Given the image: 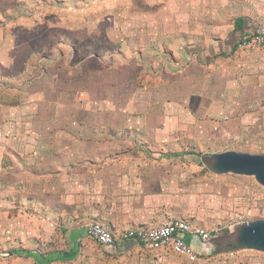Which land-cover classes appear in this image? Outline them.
I'll use <instances>...</instances> for the list:
<instances>
[{"label": "crops", "instance_id": "obj_1", "mask_svg": "<svg viewBox=\"0 0 264 264\" xmlns=\"http://www.w3.org/2000/svg\"><path fill=\"white\" fill-rule=\"evenodd\" d=\"M140 7L135 15L151 21L136 16L129 28L85 25V40H72V59L83 61L71 62L66 90L56 74L46 83L45 73L34 75L25 66L15 73L10 65L17 57L10 53L14 38L0 31V168L8 171V183L20 178L12 188L22 193L0 200L6 207L0 239L12 264H204L214 250L215 243H207L200 251L195 238L186 236L199 260L190 263L168 247H103L85 236L92 222L116 238L173 220L192 229L209 228L192 204V168L175 164L196 156L209 131L243 129L248 119L255 125L264 108V49L236 47L239 38L264 25L255 17L262 13L259 6L250 4L235 14L240 29L235 21L224 23L226 12L222 18L218 12L208 14L204 21L193 9L176 22L175 0L158 10ZM163 13L172 17L158 24L154 19ZM54 27L79 31L75 25ZM54 44L58 58L46 57V62L61 59L63 44ZM28 59L34 62L36 56ZM45 71L49 76L50 68ZM128 78L133 105L126 104L128 91H123ZM112 92L120 98L114 103L105 97ZM111 140L119 149H111ZM174 144L180 150L176 154L160 150Z\"/></svg>", "mask_w": 264, "mask_h": 264}, {"label": "rangeland", "instance_id": "obj_2", "mask_svg": "<svg viewBox=\"0 0 264 264\" xmlns=\"http://www.w3.org/2000/svg\"><path fill=\"white\" fill-rule=\"evenodd\" d=\"M167 1L0 0V31L4 38L7 36H13L14 38V46L12 47L14 50L11 49L10 53L16 54L17 57H15V62L10 63V65H13L15 73L18 71L22 73L23 66H25L28 70H32L34 75L45 73V77H47L46 83H49L50 79L54 80L53 75L56 74L61 81V87L66 90L71 85L72 74L69 72L72 70L71 62L73 61L77 65L78 62L83 61L81 58H76V56H73L74 58L72 59V54L76 53L75 46L72 43L75 41L72 40H78L79 43L80 40L81 42L85 40L87 36L85 25L89 24L92 26L95 24L97 26V23L108 22V25H125V28H129L126 24H134L136 16L144 18V22L151 21L150 16L135 15L136 8L139 9L142 6L143 9L153 8L158 10V8H166ZM112 3L115 4V7H108ZM250 4L259 6L262 13L255 17H258L256 20L264 24V0H175V13L179 14H177L178 16L175 15V20L176 22H183V13L196 9L199 13L202 12L203 15L200 16L204 21H208V14L218 12L220 13V18H222L226 12L227 16H224L223 19L224 23H230L235 21L236 17L234 16L236 13L244 12L242 11L244 7L250 8ZM43 9L46 11H43ZM123 10L126 13H123ZM143 11L145 12L146 10ZM166 17L171 18L172 16L165 15L164 13L159 14L158 17H155L154 21L162 24L166 22L164 21ZM54 24H60L64 27L75 25L78 26L79 31L70 32L74 35V38H72L70 37V33L65 31V29L62 32L57 31ZM8 28L9 31H6ZM148 33L150 32H145L146 35ZM158 33L164 34L166 32L159 31ZM175 34L181 35L182 31H176ZM51 35L54 36L53 39H50ZM55 41L63 44L62 55L59 57L61 59L59 62L56 59H52L54 62H46L48 58H58L54 50V48H58V46L54 47ZM79 52L82 55L86 53L82 49ZM33 56H36L35 61L29 63L30 59L28 57ZM18 58H22L23 61L18 62ZM47 67L50 68L49 76H47V71H45ZM127 81L128 85L123 87V91H128L127 96H129L126 98V104L133 105L134 94L130 92V89H132L131 78H128ZM44 88L47 89L48 86H44ZM48 90H51L50 87ZM116 95L112 92L111 94L107 93L105 97L111 103H114L120 99ZM260 114L262 116H260L255 125L251 124L248 119L246 120V127L243 129L237 128L239 131L234 127L228 129L224 126H220L214 133L209 131L204 136L205 140L197 145L196 156H188L184 159L185 162L183 164H175V166L183 165L192 168L189 176L190 194L194 196L192 204L195 201L199 210L197 214L201 216L205 215V218L208 220L210 226L204 229L207 232H218L242 222L264 220L263 187L250 177L231 174L215 176L210 174L207 170H203L202 161L200 160L201 156L204 155L225 152L264 155V108L260 110ZM95 117H102V115L97 113ZM118 129L119 127L114 128L115 135L118 134L116 132ZM125 131L130 133L129 129H124ZM128 132H126L127 135H132ZM115 135L112 134V140ZM131 141L135 140L131 139ZM111 149H119L117 142H111ZM160 150H167L174 154L180 151L178 145L175 144L172 148H162ZM7 174L8 171L5 168H0V200L10 198L12 194L14 195L13 197L17 194H22L21 191L13 190V188L15 189L19 186L15 183L20 178L14 176L8 183L7 178L10 176ZM8 186L10 190H7ZM23 197L26 196L23 195ZM0 211H2L0 214H4L6 207H0ZM194 240L197 242L200 251H203L207 243L200 242L198 238ZM7 248L5 240L0 239V264H8L10 261L8 257L2 256L8 250ZM211 250L209 258H203L204 264H214L218 261L221 264H264V253L254 251L230 253L222 251V249H219L218 253H215V249ZM19 261L22 263L28 260L19 258ZM9 263L12 264V262Z\"/></svg>", "mask_w": 264, "mask_h": 264}, {"label": "built area", "instance_id": "obj_3", "mask_svg": "<svg viewBox=\"0 0 264 264\" xmlns=\"http://www.w3.org/2000/svg\"><path fill=\"white\" fill-rule=\"evenodd\" d=\"M236 46L242 50L264 49V25H258L251 32L243 35L236 42ZM217 234V231L211 233L201 228L192 229L182 220L169 221L152 229L126 230L120 233L117 238L100 224L92 222L85 226V236L100 246L133 243L152 251L168 247L176 256L190 263H196L199 260L185 241V237L191 236L198 238L202 243H209V240H212ZM214 264H221V262L218 261Z\"/></svg>", "mask_w": 264, "mask_h": 264}, {"label": "water", "instance_id": "obj_4", "mask_svg": "<svg viewBox=\"0 0 264 264\" xmlns=\"http://www.w3.org/2000/svg\"><path fill=\"white\" fill-rule=\"evenodd\" d=\"M203 167L215 176L236 175L253 178L264 188V155L225 152L201 156ZM227 242L226 252L254 251L264 253V220L236 224L218 231L209 243ZM215 253H218L215 250Z\"/></svg>", "mask_w": 264, "mask_h": 264}, {"label": "flooded vegetation", "instance_id": "obj_5", "mask_svg": "<svg viewBox=\"0 0 264 264\" xmlns=\"http://www.w3.org/2000/svg\"><path fill=\"white\" fill-rule=\"evenodd\" d=\"M227 246V242H225V241H220V242H216L215 244H214V249L215 250H219V249H224L225 247Z\"/></svg>", "mask_w": 264, "mask_h": 264}, {"label": "trees", "instance_id": "obj_6", "mask_svg": "<svg viewBox=\"0 0 264 264\" xmlns=\"http://www.w3.org/2000/svg\"><path fill=\"white\" fill-rule=\"evenodd\" d=\"M242 23H241V19H237V20H235V23H234V25H235V28L236 29H240L241 28V25ZM237 47V46H236ZM111 233V232H110ZM112 234V233H111ZM113 235V234H112ZM10 255V254H9ZM2 256H8L7 254H4V255H2Z\"/></svg>", "mask_w": 264, "mask_h": 264}]
</instances>
